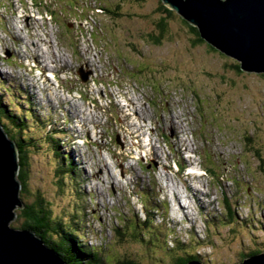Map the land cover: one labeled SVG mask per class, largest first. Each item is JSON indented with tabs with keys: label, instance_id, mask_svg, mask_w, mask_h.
Segmentation results:
<instances>
[{
	"label": "rangeland",
	"instance_id": "374dc122",
	"mask_svg": "<svg viewBox=\"0 0 264 264\" xmlns=\"http://www.w3.org/2000/svg\"><path fill=\"white\" fill-rule=\"evenodd\" d=\"M22 1L26 3L0 0V21L12 22L20 12L35 14L37 22L59 33L65 57H52L54 73L67 77L69 66H76L77 73L83 65L77 57L85 55L83 48L94 61L104 57L112 62L111 75L118 65L122 71L119 84L99 81L103 87H98L75 77L66 79V87L60 86L56 93L48 85L34 91L20 76L0 69L1 106L16 116L14 95L37 118L62 126L60 147L69 160L67 168L59 170L69 173L57 177L51 148L30 149L24 163L29 168L28 193L20 195L22 202H33L39 193L50 204L53 217L68 226L73 218L83 244L114 261L174 264L176 239L183 242L185 252L202 255L205 264H239L244 253L263 254L264 77L237 72L235 65L240 63L207 43L194 45L195 36L176 13L166 20L162 34L161 0ZM70 5L75 18L89 11L84 19L94 21V32L86 20L77 29L79 40L67 29ZM56 9L67 16L58 15L57 20ZM43 28L32 24L38 41L46 40ZM46 43L41 45L44 51ZM38 56L50 59L42 51ZM12 64V58L5 63ZM73 89L80 95H69ZM14 131L9 138L16 137ZM47 131H52L50 126ZM32 133L21 136H41L40 129ZM182 162L186 172L177 171L175 164ZM225 195L229 205L223 203ZM227 206L235 218L226 216ZM145 209L153 211V227L160 228L162 236L154 237L161 243L153 246L145 242V228L142 240L127 229L144 221ZM15 213L13 229L25 223L19 208Z\"/></svg>",
	"mask_w": 264,
	"mask_h": 264
},
{
	"label": "water",
	"instance_id": "95a60500",
	"mask_svg": "<svg viewBox=\"0 0 264 264\" xmlns=\"http://www.w3.org/2000/svg\"><path fill=\"white\" fill-rule=\"evenodd\" d=\"M161 2L195 27L205 43L240 63L241 71L264 75V0ZM78 73L86 82L89 73L82 70ZM18 175L17 146L0 124V264H66L34 232L10 227L15 210L24 208ZM239 264H264V254L251 256Z\"/></svg>",
	"mask_w": 264,
	"mask_h": 264
},
{
	"label": "trees",
	"instance_id": "16d2710c",
	"mask_svg": "<svg viewBox=\"0 0 264 264\" xmlns=\"http://www.w3.org/2000/svg\"><path fill=\"white\" fill-rule=\"evenodd\" d=\"M162 11V19L160 20L158 24V28L162 34L165 33L166 27H167V19H171L174 17V12L168 10L165 8L164 5L161 6ZM106 12L108 14H111V11L106 9ZM113 15H116V13H113ZM190 30V32L195 36V41L193 42L194 45H200L204 44L205 42L201 39L198 30L195 27H192L187 22L182 20ZM211 47V46H210ZM212 48V47H211ZM215 51V49L213 48ZM212 50V51H213ZM235 69L237 72H242L240 69V65H235ZM264 77V75H261ZM5 93V92H4ZM7 93V92H6ZM3 98H0V100ZM13 102V108L16 109V112L19 110L20 116H14L8 111L5 110L4 106H1L0 104V124H2L3 128L6 130L7 133H10L11 129L14 128L13 134L16 135L14 139H11L15 142L18 150V158H19V175L18 180L21 185V197H24L25 194L28 193L26 191L27 186V172H28V166L24 165L26 163L25 160L29 161L25 156L30 155V149H38L40 147H47L49 146L52 150V161L55 164V174L57 177L60 175L65 176V174L69 173V170L65 171L64 174L59 173V170L61 172L62 168L69 165V160L67 161V156H63V150L60 147L61 140L59 139L62 134V131L58 130L55 125H50L52 131H47V121L43 118H37L35 115L36 113L33 112V110H29L26 107L22 106L18 102V98H16L14 95H12ZM40 129L41 130V136L38 138L35 137H27L23 136V133L26 134L32 133L33 130ZM54 133V134H53ZM22 135V136H21ZM26 137V138H25ZM37 139H44L42 143L37 142ZM250 139L247 141L249 142ZM51 158V157H50ZM63 160L64 164L61 163ZM62 181L64 178H60ZM31 196L30 194L28 197ZM223 203H229V198L226 197V195L223 198ZM155 206V205H154ZM226 216L229 218H235V213L231 209V206H227ZM22 212V218L25 220V223L20 225L17 230H30L36 234L37 237H40L44 244L50 248L53 249L66 264H138L134 260L125 258V260H112L109 259L108 256H103L101 252L96 250L94 247H87L83 244V240L79 234L77 235V232H80V229H78L77 224L73 227V218L70 221V226H68L67 223H65L61 218H55L52 216V212L50 209V204L45 203L42 196L37 193L34 196V201L25 204L24 208L21 210ZM87 212V208H86ZM146 218L142 223L136 224L134 227L130 224V226H127L128 231H134L135 236L139 238V240H142L143 237L141 236V232H143V228H145L146 233L143 235L145 237V242L147 241V244L150 246H153V244L161 243L158 242L154 237L160 236L162 238L161 234L159 233V229H156L153 227V211L150 209L146 210ZM208 221H206L207 223ZM230 223V222H229ZM153 230V231H152ZM171 231V230H170ZM158 232V234H157ZM169 234H173L171 231ZM167 234V235H169ZM166 235V236H167ZM191 236V239L196 238L194 234H189ZM130 236V234H129ZM165 236V237H166ZM175 237L174 235H169L170 237ZM81 238V239H80ZM131 238H135L134 235L131 234ZM210 238V236H208ZM175 242V247L172 249L176 253L172 254L173 256L171 259L174 261V264H189L191 262H200L202 264L204 263L203 256L197 253H187L184 250V244L183 242L179 241ZM169 242H166V248H168ZM206 244H209V242H206ZM161 247V244L159 245ZM261 252L263 253L262 249ZM257 255V253H244L242 254V259L249 258L251 256Z\"/></svg>",
	"mask_w": 264,
	"mask_h": 264
},
{
	"label": "built area",
	"instance_id": "2783aa9c",
	"mask_svg": "<svg viewBox=\"0 0 264 264\" xmlns=\"http://www.w3.org/2000/svg\"><path fill=\"white\" fill-rule=\"evenodd\" d=\"M26 1V0H25ZM25 16H30L31 17V20H34V15H32V14H28V13H21L20 12V18H18V20L20 21V20H24V18H25ZM37 20V19H36ZM36 20H34L33 21V24L34 25H37V26H39V22H37ZM41 27V26H40ZM7 30H10V31H14V27H13V25H12V23L9 21V24H7ZM1 32H0V36H1ZM27 46H28V49L29 50H32L33 51V53L37 56L38 55V51H44V50H42L40 47H39V44H27Z\"/></svg>",
	"mask_w": 264,
	"mask_h": 264
},
{
	"label": "bare ground",
	"instance_id": "6f19581e",
	"mask_svg": "<svg viewBox=\"0 0 264 264\" xmlns=\"http://www.w3.org/2000/svg\"><path fill=\"white\" fill-rule=\"evenodd\" d=\"M168 9V8H167ZM169 10V9H168ZM171 11V10H170ZM33 15V14H32ZM51 16V15H50ZM48 17V16H47ZM40 19H42V16H40L39 17ZM38 18V19H39ZM85 20L86 21H88V22H90V24H91V28H92V30H93V32L95 31V29L92 27V26H94V21H92L91 19H87V18H85ZM92 35V34H91ZM93 36V35H92ZM217 51V50H216ZM42 52H44V51H42ZM219 52V51H218ZM45 53V52H44ZM116 67H118V71H113V76L114 77H117L118 78V80H120L121 79V72L122 71H120V69H119V65L118 66H116ZM64 69V68H63ZM64 71V70H63ZM69 71V70H68ZM66 72V71H65ZM82 83H85V82H82ZM103 83V82H102ZM103 85V84H102ZM47 86V85H46ZM117 86V85H116ZM116 86L114 87V88H116ZM127 86V85H126ZM118 87V86H117ZM107 89V88H106ZM138 89V88H137ZM138 90H140V89H138ZM104 91H106V90H104ZM112 91V90H111ZM121 91V90H120ZM136 91V90H135ZM144 91V90H143ZM116 92V91H115ZM122 92V91H121ZM105 93V92H104ZM114 93V92H113ZM120 93V92H119ZM118 93V94H119ZM142 93V92H141ZM109 94V93H108ZM151 94V93H150ZM161 94V93H160ZM113 95V94H112ZM103 96V95H102ZM117 96V95H116ZM120 96V95H119ZM134 97V96H133ZM138 97V96H137ZM111 99V98H110ZM120 99V98H119ZM123 99V98H122ZM132 99V98H131ZM133 99H135V98H133ZM143 99V98H142ZM145 99V98H144ZM112 101V100H111ZM130 100H128V102H129ZM142 101V100H141ZM121 102V101H120ZM132 102H133V100H132ZM140 102V101H139ZM102 103H103V101H102ZM105 103H107V102H105ZM112 103V102H111ZM135 103V102H134ZM122 104V103H121ZM127 104V103H126ZM159 104V103H158ZM148 106V105H147ZM152 106V105H151ZM155 107V106H154ZM131 108H132V106H131ZM163 108V107H162ZM126 109V108H125ZM141 110V109H140ZM154 111V110H153ZM156 111H157V109H156ZM155 111V112H156ZM164 111H165V107H164ZM162 113H163V111H162ZM165 113V112H164ZM166 114H167V112H166ZM169 114V113H168ZM162 115V114H161ZM13 142V141H12Z\"/></svg>",
	"mask_w": 264,
	"mask_h": 264
},
{
	"label": "flooded vegetation",
	"instance_id": "af4514ba",
	"mask_svg": "<svg viewBox=\"0 0 264 264\" xmlns=\"http://www.w3.org/2000/svg\"><path fill=\"white\" fill-rule=\"evenodd\" d=\"M90 8V7H89ZM89 13V11L87 12V14ZM87 14H84L85 16L87 15ZM98 14V13H97ZM96 14V15H97ZM98 16V15H97ZM87 19H91L90 17H86Z\"/></svg>",
	"mask_w": 264,
	"mask_h": 264
}]
</instances>
